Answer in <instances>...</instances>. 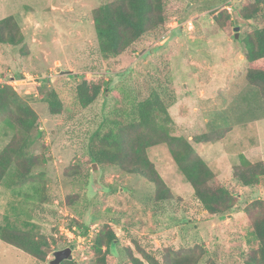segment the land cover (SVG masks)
I'll list each match as a JSON object with an SVG mask.
<instances>
[{"label": "rangeland", "instance_id": "374dc122", "mask_svg": "<svg viewBox=\"0 0 264 264\" xmlns=\"http://www.w3.org/2000/svg\"><path fill=\"white\" fill-rule=\"evenodd\" d=\"M108 1L0 0V19L13 15L24 34L19 45L0 43V82H11L19 101L38 113L27 151L41 161L36 180L23 185L9 184L14 166L7 172L0 184V230L9 224L57 239L41 262L0 238V264H49L54 251L67 247L75 264H95L92 242L105 223L118 233L114 254L119 262L123 247L134 248L136 241L148 250L199 245L206 250L201 264H242L239 253L252 229L246 207L264 200V178L246 187L232 174L240 154L264 160V100L245 79L241 40L256 22L240 17V0H165V27L141 37L119 59L106 60L93 10ZM222 10L231 14L228 27L215 20ZM85 72L105 73L112 88L78 111L74 88ZM45 86L59 92L63 113L50 112L41 96ZM162 87L176 98L169 108L174 133L189 139L220 135L195 147L233 193L229 213L202 208L165 143L148 148V156L175 193L172 200L157 202L154 184L141 175L87 160L90 137L105 117ZM13 134L0 117V152ZM76 220L88 227L85 235L70 228Z\"/></svg>", "mask_w": 264, "mask_h": 264}, {"label": "trees", "instance_id": "16d2710c", "mask_svg": "<svg viewBox=\"0 0 264 264\" xmlns=\"http://www.w3.org/2000/svg\"><path fill=\"white\" fill-rule=\"evenodd\" d=\"M236 8L242 19L257 25L241 40L247 61L245 79L259 90L264 100V20L260 19L264 16V0H240ZM214 17L218 23L222 21V27H228L232 21L231 14L226 10L217 12ZM168 19L165 0H111L102 3L93 10L102 57L106 60L119 59L130 49H135L141 37L160 32ZM23 41L24 34L13 15L0 19V43L19 45ZM111 81L103 72L81 74L74 88L73 105L76 110L91 106L103 91L112 88ZM41 93L52 114L65 111V103L57 90L45 86L41 88ZM175 102L173 93L162 87L152 89L143 99H134L128 109L125 106L116 108L115 113L105 117L91 135L87 160L117 167L128 174L141 175L154 184L157 202L172 200L175 193L148 156V148L165 143L178 169L193 187L194 196L202 208L211 214L229 213L235 206L233 193L195 147V144L218 140L220 135L215 134L213 139L209 133H201L189 139L174 133L169 108ZM0 117L14 131L12 139L0 152V184L12 166L14 171L10 185H23L30 179L36 180L34 171L41 166V161L29 154L27 148L39 120L38 113L31 105L19 101L14 86L0 84ZM232 174L246 187L257 186L264 178V160L252 161L240 154V162L233 166ZM33 188L36 193L42 194L39 186L33 185ZM246 212L252 219V229L239 259L242 264H264V200L251 202ZM77 223V220L72 221L70 228L85 235L88 227ZM0 238L41 262L47 261L49 252L57 243L53 236L9 224L1 227ZM118 243L117 231L109 223L103 224L92 242L94 263L201 264L206 255V250L199 245L148 250L134 241V248L130 245L123 247L125 257L119 262L114 254ZM60 264L75 262L64 260Z\"/></svg>", "mask_w": 264, "mask_h": 264}, {"label": "water", "instance_id": "95a60500", "mask_svg": "<svg viewBox=\"0 0 264 264\" xmlns=\"http://www.w3.org/2000/svg\"><path fill=\"white\" fill-rule=\"evenodd\" d=\"M235 38H238V34L235 35ZM69 73L70 71H63ZM54 259L49 261V264H60L64 260H73V253L70 247L56 250L53 252Z\"/></svg>", "mask_w": 264, "mask_h": 264}, {"label": "built area", "instance_id": "2783aa9c", "mask_svg": "<svg viewBox=\"0 0 264 264\" xmlns=\"http://www.w3.org/2000/svg\"><path fill=\"white\" fill-rule=\"evenodd\" d=\"M1 84H3V83H8V84H11V82H5V81H3V82H0Z\"/></svg>", "mask_w": 264, "mask_h": 264}]
</instances>
